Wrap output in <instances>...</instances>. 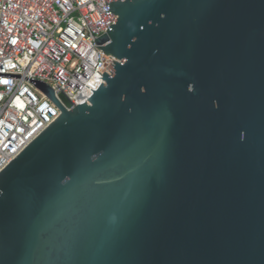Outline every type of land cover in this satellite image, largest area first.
Listing matches in <instances>:
<instances>
[{
  "label": "water",
  "instance_id": "1",
  "mask_svg": "<svg viewBox=\"0 0 264 264\" xmlns=\"http://www.w3.org/2000/svg\"><path fill=\"white\" fill-rule=\"evenodd\" d=\"M116 60L0 171V264H264V0H119ZM71 107V108H70Z\"/></svg>",
  "mask_w": 264,
  "mask_h": 264
},
{
  "label": "built area",
  "instance_id": "2",
  "mask_svg": "<svg viewBox=\"0 0 264 264\" xmlns=\"http://www.w3.org/2000/svg\"><path fill=\"white\" fill-rule=\"evenodd\" d=\"M114 1L0 0V171L60 115L28 78L75 106L111 73L116 58L97 40L116 23Z\"/></svg>",
  "mask_w": 264,
  "mask_h": 264
},
{
  "label": "rangeland",
  "instance_id": "3",
  "mask_svg": "<svg viewBox=\"0 0 264 264\" xmlns=\"http://www.w3.org/2000/svg\"><path fill=\"white\" fill-rule=\"evenodd\" d=\"M35 91L39 96H41V92H39V90L36 89Z\"/></svg>",
  "mask_w": 264,
  "mask_h": 264
}]
</instances>
